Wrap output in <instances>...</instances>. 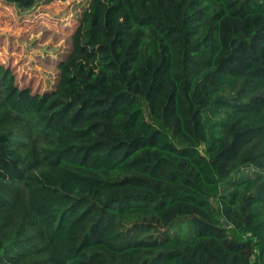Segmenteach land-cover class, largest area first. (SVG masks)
<instances>
[{
    "label": "trees",
    "instance_id": "obj_1",
    "mask_svg": "<svg viewBox=\"0 0 264 264\" xmlns=\"http://www.w3.org/2000/svg\"><path fill=\"white\" fill-rule=\"evenodd\" d=\"M56 67L0 63V264H264V0H90Z\"/></svg>",
    "mask_w": 264,
    "mask_h": 264
},
{
    "label": "rangeland",
    "instance_id": "obj_2",
    "mask_svg": "<svg viewBox=\"0 0 264 264\" xmlns=\"http://www.w3.org/2000/svg\"><path fill=\"white\" fill-rule=\"evenodd\" d=\"M90 0L42 1L28 11L0 0V63L10 66L21 87L43 93L54 88L56 62L68 47ZM237 166L264 168V150L257 144L236 161L217 163L220 173Z\"/></svg>",
    "mask_w": 264,
    "mask_h": 264
}]
</instances>
